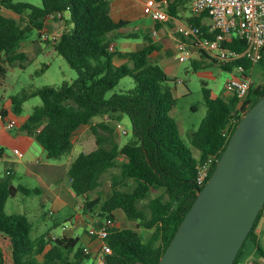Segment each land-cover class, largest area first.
Here are the masks:
<instances>
[{
  "label": "trees",
  "instance_id": "trees-1",
  "mask_svg": "<svg viewBox=\"0 0 264 264\" xmlns=\"http://www.w3.org/2000/svg\"><path fill=\"white\" fill-rule=\"evenodd\" d=\"M156 1L169 3L166 12L176 18L178 7L188 0ZM0 8L18 17L0 13V86L9 67L16 62L25 67L28 58L21 49L29 34L43 30L49 14H69L70 25L62 31L54 50L65 58L78 78L58 87L46 86L13 96L14 111L21 113L23 104L31 98L41 99V105L35 107L24 129L36 138L49 159L70 155L74 134L81 127L90 126L96 149L80 154L67 172L70 189L77 197L96 192L102 186L103 175L118 167V158H124L119 165L120 173L113 179L111 194L104 200L98 222L93 225L107 218L116 222L115 212L122 210L149 235L145 238L136 230L120 229L116 225L106 238L112 249L106 264H158L203 189L196 184L198 167L211 156L220 160L243 116L264 97V84L257 87L252 84L241 107L236 95L227 99L213 97L211 90L204 88L207 113L189 135L191 148H188L177 122L171 117L176 105L170 86L172 80L160 65L150 60L161 46L147 39L145 47L133 52L110 51L109 47L118 38H139L137 33L128 32L129 22L112 18L110 0H41L40 6L22 0H0ZM199 19L194 16L189 24L207 31L208 27ZM64 20L63 17L58 21ZM183 41L189 40L183 38ZM226 46L238 53L246 49V43L237 36ZM197 51L209 61L207 65H220L229 72L238 65L246 71L255 67L245 59L227 64L205 51ZM122 60L130 65L118 64ZM259 64L264 65V58ZM193 67L198 70L195 63ZM126 77L133 79L134 88L107 98V93ZM124 116L131 122L132 140L117 148L102 132H112V125L120 123ZM96 118L105 121L93 124ZM193 149L199 152L197 157ZM4 153L0 148V158ZM14 179L10 171L0 176V264H97L95 256L86 254L84 247L77 248L79 237L67 233L52 236L50 231L39 234L26 215L6 214L8 200L19 193L27 197L41 194L40 188L14 186ZM154 191L158 195L147 207H141V202ZM99 203V198L86 200L84 213H94ZM263 214L264 208L234 264L239 263L247 241L254 243L259 258L264 261V247L255 237ZM59 226L54 220L52 228Z\"/></svg>",
  "mask_w": 264,
  "mask_h": 264
},
{
  "label": "rangeland",
  "instance_id": "rangeland-1",
  "mask_svg": "<svg viewBox=\"0 0 264 264\" xmlns=\"http://www.w3.org/2000/svg\"><path fill=\"white\" fill-rule=\"evenodd\" d=\"M22 1L34 6L41 5V0ZM193 1L194 0H188L185 2L184 6L180 5L178 7L177 19L189 20L190 18L198 15V13H196L193 9ZM158 4L159 7L166 12L169 3L158 2ZM135 11L137 14H140V17L135 18L130 22L128 32L137 33L139 38L130 40L123 38L116 39L119 50H123L124 43H129L134 46L137 44L143 46L146 43L144 41V36L145 33H147L148 26L156 24L153 19L145 18L147 13L145 12V8L141 6L139 0H135ZM16 18L18 19V17ZM64 18L66 20L64 24H67L69 14L66 13ZM169 18L170 16L168 15L167 24H169ZM138 27L141 28V31L137 29ZM167 30L170 34L169 36H171L170 30ZM177 31L180 32L179 29ZM176 37V39H180L179 35ZM155 43L159 44L161 46V50H163L160 54L158 62L155 59H153L152 62L160 65L172 80L170 82V86L173 90L176 105L173 108L171 117L180 127L181 138L185 145L188 148H191L189 135L200 126L207 113L203 89H210L213 97L225 99L230 96L232 97L234 94L228 92L225 86L229 79L237 76V72L236 70L229 72L224 70L220 65L215 64L195 70L191 59H188L186 62H180L178 60L179 45L174 38L164 37L162 40L158 39ZM22 46L28 61L25 63L24 68L20 67L19 62H16L12 67L8 68L5 78L1 79L2 85L0 86V102L1 100L9 101L13 96L23 92H29L30 90L46 86L58 87L61 86L63 82H73L78 78L77 72L69 66L63 56L59 55L54 50L53 45L41 40L39 31H32L27 40L23 42ZM246 75L250 77L255 87L260 84H264V65H256L251 70L246 71ZM134 86L133 79L126 77L120 81L118 86L107 93V98H110L117 93L126 92L134 88ZM41 103L42 101L39 97L31 98L25 102L23 105V112L18 115L21 122L25 117L31 115L35 107L40 106ZM114 124L115 125H112V132L105 131L102 133L107 137V139L111 140L114 145H117V148H120L132 140V126L127 116H124L120 123ZM118 125L121 127L118 128ZM18 127L19 123L16 129H18ZM16 129L12 130V132L15 133L14 131ZM124 131L127 133L124 134ZM78 139L79 140L75 141V146L70 155L63 157L61 160L49 159L45 154L40 155L42 150L39 149L40 152L36 155H33V151L30 155H26L24 161H35L38 165L48 163H66L67 161H74L82 153H90L93 149H96V140L91 129H87L86 132L83 133L82 137ZM193 152L197 157L199 152L195 149H193ZM13 157V160H15V156ZM122 162H124L123 157L117 159L118 167L113 168L108 173L104 174L102 177V186L88 197H77L74 196L75 194L72 195L71 192L65 193L66 191H64L63 198L66 200V206L63 208V211L57 214L53 213V211L57 209L54 207V202L51 200L50 196L39 194L27 197L21 193H19L15 198L8 200L5 208L6 214L26 215L36 227V233L40 232L39 234L48 233L50 231L49 235L52 236H60L63 233H67V235L79 237L80 240L77 248L85 247L87 243L82 237L84 235L88 236L87 231L90 229L91 225L99 219L98 214L100 213L101 206L104 200L111 194L113 179L120 173L119 165ZM23 166V164L20 165L17 163L10 165L17 175V177L13 180L14 186L21 184L32 189L40 188L34 178L24 175L22 169ZM7 167L8 166L5 163L0 162V176L5 175ZM68 184V177H66L57 186L62 187V185H64L66 190L67 188L69 189ZM157 195V192H152L148 199L141 202L140 206L147 207L149 201ZM98 198L100 203L95 207V212L88 214V217L86 216L90 220L91 224L87 223L79 228H75L77 225L75 217L77 219L79 214H84L85 201H92ZM115 216L116 225L119 226L120 229L130 228L136 230L145 238L149 235L143 227L139 226L138 221H130L122 210L116 211ZM54 220L60 224V226L56 229L52 228ZM64 225L68 227L66 231L62 229ZM252 244L253 243L251 241H247L243 252L247 251ZM261 244L264 247V237L262 238ZM94 250H96V248ZM244 258L245 255L242 253L238 264H243Z\"/></svg>",
  "mask_w": 264,
  "mask_h": 264
},
{
  "label": "water",
  "instance_id": "water-1",
  "mask_svg": "<svg viewBox=\"0 0 264 264\" xmlns=\"http://www.w3.org/2000/svg\"><path fill=\"white\" fill-rule=\"evenodd\" d=\"M264 208V97L248 111L158 264H234Z\"/></svg>",
  "mask_w": 264,
  "mask_h": 264
},
{
  "label": "built area",
  "instance_id": "built-area-1",
  "mask_svg": "<svg viewBox=\"0 0 264 264\" xmlns=\"http://www.w3.org/2000/svg\"><path fill=\"white\" fill-rule=\"evenodd\" d=\"M192 4L196 13H206L211 19V25L207 31L196 25H188L182 29V38L189 40L193 48L205 51L213 59L222 63L231 64L242 59L247 60L253 66L261 63L264 58V0H194ZM146 5L149 8L150 17L156 23H162L167 19V13L159 7L156 0H147ZM63 17L64 14L60 12L49 14L45 23L58 21ZM152 35L157 36V31H153ZM40 36L43 42H48L53 47L61 37L58 33H50L45 28L40 31ZM234 36L246 43V49L242 53L230 50L226 46ZM109 49L115 51V46L112 44ZM178 50L180 62H186L191 58L192 52L187 43L181 44ZM235 70L237 76L229 79L225 88L240 99L241 107L248 97L253 82L246 75V69L243 66L238 65ZM0 121L8 130H14L18 126L17 119L9 117L2 110H0ZM120 127L118 125V128ZM14 153L20 159L24 157L19 150H15ZM216 162L219 161L215 156H211L198 167L196 178L198 187H204L207 184ZM97 222L98 220L95 223ZM115 226L116 222L112 218H107L98 225H91L87 231L89 238L98 241L100 245L96 250L87 245L84 247V252L94 255L97 264H106L107 257L112 254L106 238ZM67 229L68 227L65 226L64 231Z\"/></svg>",
  "mask_w": 264,
  "mask_h": 264
},
{
  "label": "crops",
  "instance_id": "crops-1",
  "mask_svg": "<svg viewBox=\"0 0 264 264\" xmlns=\"http://www.w3.org/2000/svg\"><path fill=\"white\" fill-rule=\"evenodd\" d=\"M139 2L141 6L145 8V12L147 13V15L144 14L145 18H151L149 14V8L146 5V1L139 0ZM110 5H111V16L115 21L124 20L126 22H129V25H130L131 21H133L135 18L140 17V14L139 13L137 14V12L135 11V0H113V1L110 0ZM0 13L8 17L16 18V16L11 11L6 10V9L0 8ZM197 18H200L199 20H201L202 24L205 25L206 27H209L211 25V19L209 18L207 14L205 16L198 14ZM65 21L66 20L48 22L45 26V29L50 33L56 32L59 35H61L62 31L65 28H68L69 27L68 25H70L68 21H67V24H64ZM166 22H167V19L164 22H162L163 24L156 23L152 26H148L147 33H145V36H144V41L146 43L143 46H140L139 44L134 46V45H130L129 43H124L123 50H119L117 43L115 41L113 43V45L115 46V50H119L124 53L133 52V51H136L138 49L145 47L147 45V39H152L153 42L155 43L158 41V39L162 40L164 37L174 38L179 45L178 46V49H179L180 45L184 43L182 35H181V31L184 27L189 25V20L177 19V17L176 18L170 17L169 24H167ZM137 29L141 31L140 27H138ZM167 29L170 30L171 36H169L170 34ZM178 29L180 30V32L177 31ZM155 30L157 31L156 37L152 35L153 31ZM176 34L179 35L180 39H176L177 38ZM126 40H130V39H126ZM185 43H187L191 49L192 55L190 59L192 60V63H195L198 69H201L202 67H207L208 66L207 64L209 61H207V59L203 57L200 52H198L195 48L191 46L190 41H186ZM162 50L153 52L152 55L150 56V60L152 61L153 59H155L158 62ZM21 52H24L23 46H22ZM122 63H128V62L127 60H122L118 64H122ZM128 64L130 65V63ZM0 110L4 111L9 117L16 118L19 123L18 129H16L14 131L15 133H13L12 130H8L5 127L4 123L0 121V148H3L5 150L3 157L0 158V162L5 163L8 166L6 169V172L10 171L12 172V174L15 175V177H17L16 172L10 167V165L14 163H17L20 165L23 164L24 166L22 167V169H23L24 175L30 178H34L35 181H37V183L40 186L41 194H44L45 196H50L51 200L54 202V207H56L57 210H54L53 213L57 214L63 211V208L66 206V200L63 198L64 191H66L65 193L71 192L72 195H74V193L71 191L69 184H68L69 189L67 188L66 190H65L64 185H62V187H58L57 185L60 184L64 178L67 177V172H68L69 166L72 163V161H67L66 163H57V164L48 163L44 165H41V164L38 165L35 161H32V162L24 161L26 155H30L32 151H33V155H36L37 153L40 152L39 149L42 150L40 152V155L45 154L48 158L46 151L39 144L36 138L30 133H28L27 131H25L24 129L30 115L25 117L23 121L21 122V119L18 116L20 113L17 114L14 111L12 98L9 101L1 100ZM22 112H23V107H22L21 113ZM172 112L173 110L171 111V113ZM102 121H105V119L96 118L93 124H97ZM87 129H91L90 126H83L74 134V146H75V141L79 140L78 138H81L83 133L86 132ZM179 130L181 134L180 127H179ZM15 150L21 151L24 154V157L20 159L14 153ZM13 156H15L16 158L15 160H13L14 158ZM57 160H61V159H57ZM87 215L88 214L81 213L77 216V219L75 217V220H77V225L75 226V228H79L80 226L86 225L87 223L91 224L90 220L87 218L88 217ZM255 237L261 244L262 238L264 237V214L255 231ZM82 238L86 241L87 243L86 246L90 245L93 250L95 248L97 249L100 245L98 241L93 240L86 235H84ZM243 253L245 255L243 264H253L255 261L264 262L262 259L259 258V253L256 247L254 246V243L252 244L251 247L247 249V251Z\"/></svg>",
  "mask_w": 264,
  "mask_h": 264
}]
</instances>
